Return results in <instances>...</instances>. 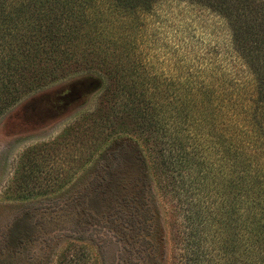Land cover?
Here are the masks:
<instances>
[{"label":"rangeland","instance_id":"374dc122","mask_svg":"<svg viewBox=\"0 0 264 264\" xmlns=\"http://www.w3.org/2000/svg\"><path fill=\"white\" fill-rule=\"evenodd\" d=\"M21 1L0 5L19 12ZM42 10L37 17L58 16L48 25L61 44L52 58L64 63L41 61L35 50L25 61L32 71L58 78L19 87L9 100L0 90V264H66L76 253L81 264H185L192 247L182 239L180 187L188 165L182 170L178 155L213 171L227 152L259 151L257 125H247L261 105L257 76L234 33L189 0L137 14L107 10L103 25L88 10L74 30L68 12ZM33 30L17 33L27 51ZM121 58L133 74L116 80ZM114 92L125 107L107 108ZM200 174L195 186L210 206L214 191ZM145 244L157 248L144 254Z\"/></svg>","mask_w":264,"mask_h":264},{"label":"trees","instance_id":"16d2710c","mask_svg":"<svg viewBox=\"0 0 264 264\" xmlns=\"http://www.w3.org/2000/svg\"><path fill=\"white\" fill-rule=\"evenodd\" d=\"M160 1L163 0H23L19 12L14 11L15 7L13 9L9 7L8 10L7 7L0 5V50L5 44L6 51L9 48L6 55L0 58V90L5 91V97H1L9 100L15 98L13 96L21 90L19 87L26 88L37 82H52L58 78L56 73L46 75L47 68L44 69L43 74H39L41 72L39 68L32 71L30 63L25 62L31 61V52L36 50V55L41 61L47 58L55 66L59 65L58 68L64 63L59 61L57 56L55 59L52 58L61 44L59 45L60 39H56L48 25L56 24L55 20L58 16L54 19L47 14L37 17L42 14L44 6L55 13L61 10L68 12L70 19L66 24L71 25L74 30L82 20L84 12L88 10L92 13L95 11L94 14L99 17L100 25H103L104 21L112 16L107 10L120 11V14H137L139 11H148ZM189 1L208 8L227 21L234 33L239 56L246 60V65L257 76L256 100L261 105L258 107V113L255 111L254 119L247 122V125H250L255 121L257 125L255 141L259 151L246 154L244 148H240V153L237 155L227 152L226 157L216 168L221 172L220 175L214 173L216 169L210 171L212 165L209 163L207 165L204 162H195L188 153L178 155V157L182 156L178 161L182 170L188 165L186 171L188 177L180 187L185 230L182 239L192 247L185 264H221V262L222 264H264V141L261 137L264 133V0ZM93 9L95 10L92 11ZM88 17L89 15L86 18ZM96 24L93 20L92 27ZM21 27L32 28L35 32V37L31 36L32 45L28 51L16 42ZM42 29H45V32ZM45 44L47 49H44ZM56 48L58 50L53 53ZM123 62L124 59L121 58L114 63L110 74L112 78L114 75L116 80H120L133 74L131 67H125L127 65ZM97 81L102 82L99 79ZM124 83L125 81H121L117 84ZM100 88H103V84ZM113 96V102H110L107 108L113 110L125 107L120 101H115L119 96L117 92H114ZM102 114L105 124L109 123V127L113 129L117 127L112 115L109 117ZM126 115L136 121L141 119L139 115ZM94 125H99L98 121H94ZM163 156L165 157V153ZM238 170L239 177L236 178ZM209 171L214 175L213 179L211 175L205 176ZM199 174L204 177L203 180H208L206 184H209L214 191V200L210 206L199 197L200 189L195 186L201 182L196 178H200ZM144 248L145 254L146 250L153 252L157 247L152 245L148 248L145 244ZM83 256L76 253L66 264H81Z\"/></svg>","mask_w":264,"mask_h":264}]
</instances>
